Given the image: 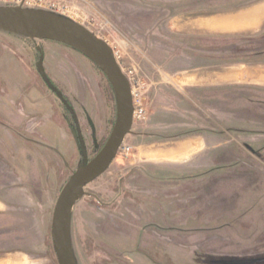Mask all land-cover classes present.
Masks as SVG:
<instances>
[{"label":"rangeland","instance_id":"obj_1","mask_svg":"<svg viewBox=\"0 0 264 264\" xmlns=\"http://www.w3.org/2000/svg\"><path fill=\"white\" fill-rule=\"evenodd\" d=\"M64 1L71 7V19L107 42L121 67L135 72L147 108V120L134 123L124 142L130 155H118L74 207L77 263L264 264V152L253 155L249 150L264 137L249 131L250 136L237 137L227 127L230 142L221 151L193 142L215 140L209 135L222 130L217 118L230 121L232 108L245 110L264 100V84L251 77L228 78L220 88L226 98L214 90L187 87L198 70L264 65V57L257 56L264 54L262 25L258 32L224 36L197 29L200 24H225V17L264 0ZM255 22L264 24V17ZM38 50L45 77L37 71ZM56 90L73 109L86 157L93 160L117 120L108 78L65 45L0 32L1 152L8 154L4 169L8 166L7 172L18 178L11 195L0 190L9 203L0 231V260L7 264H58L53 214L84 153L75 138V122ZM186 142L195 147L178 157ZM241 144L243 153L237 150ZM11 154L14 161L8 158ZM255 201L258 217L251 218L252 211L238 219L239 211L250 210Z\"/></svg>","mask_w":264,"mask_h":264},{"label":"water","instance_id":"obj_2","mask_svg":"<svg viewBox=\"0 0 264 264\" xmlns=\"http://www.w3.org/2000/svg\"><path fill=\"white\" fill-rule=\"evenodd\" d=\"M0 32L55 42L78 51L104 73L115 92L117 120L111 136L91 161H88L83 146L84 162L61 191L53 214L51 237L58 264H78L72 242L73 210L84 196L85 188L109 170L132 133L134 107L130 82L108 43L64 15L44 9L4 5L0 7ZM38 70L45 77L42 65Z\"/></svg>","mask_w":264,"mask_h":264},{"label":"crops","instance_id":"obj_3","mask_svg":"<svg viewBox=\"0 0 264 264\" xmlns=\"http://www.w3.org/2000/svg\"><path fill=\"white\" fill-rule=\"evenodd\" d=\"M258 18H254V19H249L250 16L256 15V13H258ZM264 17V3H261L259 5H257L255 8H252L250 10H247L239 15H233V16H227L225 17L224 23L225 24H198L199 26L197 27V29H204L206 31H209L210 33L214 34V35H237V34H242L243 32H248V31H254V32H258L260 26L262 25L264 27V24H257L255 21L259 20L260 18ZM253 22V24L248 23L247 22ZM231 22H234L232 24H230ZM239 22L240 24H235ZM243 22L248 23V24H242ZM256 23V24H255ZM262 28V27H261ZM236 31V32H233ZM190 33V32H189ZM194 34V33H192ZM237 67H241V69H236V70H208V71H199V73H197L196 75H194L195 79L193 80L192 84H188L187 87L189 89H192L193 92H199V89H205V90H214L215 91H219L220 88L224 87L227 85L228 83V78H236L239 80H243L247 77H251L253 80H255L258 83H263L264 84V65L260 66L259 68L255 69V68H251V67H246V66H242L239 65ZM241 71V72H240ZM197 81H206L207 84H202V85H198L196 83ZM230 83H232L231 81H229ZM234 83H236L234 81ZM186 85V83L184 84ZM264 86V85H263ZM209 93V92H208ZM220 97H215L213 98L215 101H218ZM221 101V100H220ZM219 108V107H218ZM11 136V135H10ZM213 138H215V140L213 139H199L197 141H193V142H201L203 144L204 150H210L211 147H213L214 149L219 150L223 144L225 145L226 139L222 138L220 135H209ZM12 139H14L13 136H11ZM218 139V140H217ZM221 140H224V142H221ZM215 144V145H214ZM213 145V146H212ZM195 146L194 144H192L191 142H186L185 144L181 145L180 150L177 153L178 157L181 156H185L187 154V152L190 149H193ZM2 149V145L0 146V190L5 189L7 192H9V195L12 194L14 186L15 188L18 187V178L16 179L15 176H11V173L7 172V169H4L3 166V158L6 159L8 154H5V151L3 150L1 152ZM222 149V148H221ZM220 149V151H221ZM10 161H14V155H10ZM17 190V189H15ZM11 193V194H10ZM8 202L3 199L2 197H0V231L3 229V221H6L8 219L3 217L2 214L6 211V209L8 208ZM7 260H0V264H7ZM27 264H34L33 262H28Z\"/></svg>","mask_w":264,"mask_h":264},{"label":"flooded vegetation","instance_id":"obj_4","mask_svg":"<svg viewBox=\"0 0 264 264\" xmlns=\"http://www.w3.org/2000/svg\"><path fill=\"white\" fill-rule=\"evenodd\" d=\"M70 48V47H69ZM38 55L40 56V59L38 61L37 64V71L39 73V66L42 65L44 68V58L42 56V52L40 50H38ZM258 57H264V54H257ZM44 73H45V69H44ZM40 74V73H39ZM113 88V87H112ZM232 92V91H230ZM215 94H224L225 98H226V91H215L213 92ZM236 95L239 96L241 95L242 91L241 90H236ZM55 94L57 95L56 97L60 100V102L62 103V105L65 107V109L67 110V112H69L71 114V112L73 111V109L69 106L68 100L65 98V96L61 93H57L55 92ZM206 102V101H205ZM203 100V104L205 103ZM224 102V107L227 108V106H225V101ZM245 110H240L239 108H232V112L233 114L230 115V117L232 118L230 121L226 119V117L224 118H217L216 120L218 121V125L221 126V131L220 130H214L213 132L216 133V131H218L217 136L220 135L222 138H225L227 140V136L226 134V128L229 127L230 130H233L234 132L232 133L233 135L237 136V137H242V136H250L249 132H253L255 134H252L251 136H258V137H264V100H259L257 102H255L254 105L251 104V106H247L244 107ZM74 122H75V127H76V132H77V138L79 145L81 146V150L82 152H84L83 146H85L84 143V139L80 130V126L79 123L77 122L76 117L74 116V114H71ZM228 122L229 124L231 123V127L228 126ZM92 130V138L93 141L96 143V131L94 126L91 127ZM245 132V133H244ZM212 135V134H210ZM213 136H215L213 134ZM14 140V139H12ZM228 141V140H227ZM230 142V141H228ZM1 145L3 146L2 142L0 141ZM228 144V143H227ZM226 145V143H225ZM104 147V146H103ZM257 147V148H256ZM250 146L249 150L250 152L254 155V154H260L261 152H264V142L262 141L261 144H257V146ZM238 152L243 153V151L245 150V148L243 147V145H240V148L237 147ZM246 151H248L246 149ZM100 152V151H99ZM254 152V153H253ZM84 155V154H83ZM88 161H91L88 159ZM84 162V161H83ZM256 202V203H255ZM255 202H250L251 203V207H249L250 210H245V211H239L240 213L237 214L238 215V219L243 218L244 215H250L253 211V213H255V215H250L251 218L255 219L258 217V212L255 211L256 208H258V203L257 201ZM234 209V208H233ZM246 217V216H245Z\"/></svg>","mask_w":264,"mask_h":264},{"label":"built area","instance_id":"obj_5","mask_svg":"<svg viewBox=\"0 0 264 264\" xmlns=\"http://www.w3.org/2000/svg\"><path fill=\"white\" fill-rule=\"evenodd\" d=\"M1 1L4 2V5H8V6H15V7L20 6L23 8L44 9L47 11L55 12L64 15L66 17L72 18L70 16L71 7L68 6L67 2L64 0H1ZM114 56L117 62L119 63V55L116 51H114ZM121 69L124 75L128 78L131 85L132 100L134 107L133 124L136 122H145L147 120V108L145 105L144 94L140 91L142 85L135 78V72L133 70L127 71L122 67ZM130 153H131V148L123 144L118 152V155L129 156Z\"/></svg>","mask_w":264,"mask_h":264},{"label":"bare ground","instance_id":"obj_6","mask_svg":"<svg viewBox=\"0 0 264 264\" xmlns=\"http://www.w3.org/2000/svg\"><path fill=\"white\" fill-rule=\"evenodd\" d=\"M259 13H260V12L256 13V15H253V14H252V15L250 16L249 19H251V18H252V19H254V18H255V19L258 18V14H259Z\"/></svg>","mask_w":264,"mask_h":264}]
</instances>
